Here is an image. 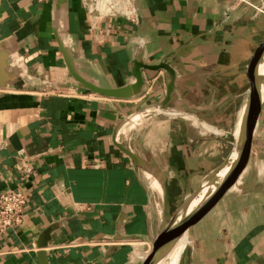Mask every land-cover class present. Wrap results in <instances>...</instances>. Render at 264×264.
<instances>
[{
  "label": "crops",
  "instance_id": "crops-1",
  "mask_svg": "<svg viewBox=\"0 0 264 264\" xmlns=\"http://www.w3.org/2000/svg\"><path fill=\"white\" fill-rule=\"evenodd\" d=\"M235 2L135 0L136 21L92 28L83 0H0V192L26 197L22 223L0 233V264L146 263L158 196L116 142L167 173L173 211L225 159L264 59V13ZM60 39L102 87L128 83L135 60L169 63V105L164 69L143 72L138 96L80 87ZM181 241L180 264H264V104L247 166L198 202Z\"/></svg>",
  "mask_w": 264,
  "mask_h": 264
},
{
  "label": "water",
  "instance_id": "water-1",
  "mask_svg": "<svg viewBox=\"0 0 264 264\" xmlns=\"http://www.w3.org/2000/svg\"><path fill=\"white\" fill-rule=\"evenodd\" d=\"M67 0H56L60 8H65ZM61 50L67 66L79 82L80 87L108 97L127 98L142 94L145 88L144 71L164 69L167 73V97L161 106H168L170 94L175 87L176 73L169 63L162 61L157 64H146L135 60L131 69L132 76L128 83L120 87H102L93 81L84 79L76 70L69 48L60 39ZM264 104V59L261 68L253 77L249 90L231 132L233 141L225 159L204 176L196 189L184 197L173 211L170 201L168 175L157 164L146 159L141 153L132 149L128 143L116 142L117 146L126 153L144 174L152 191H155L160 205L161 230L152 243L150 254L145 264H180L182 247L179 249L181 238L187 229L191 214L201 200L209 197L225 186L235 183L241 172L247 166L252 147L254 127ZM168 114L178 115V112ZM129 119V117H128ZM127 120V119H126ZM178 249V250H177ZM178 251L173 261L170 256Z\"/></svg>",
  "mask_w": 264,
  "mask_h": 264
},
{
  "label": "built area",
  "instance_id": "built-area-1",
  "mask_svg": "<svg viewBox=\"0 0 264 264\" xmlns=\"http://www.w3.org/2000/svg\"><path fill=\"white\" fill-rule=\"evenodd\" d=\"M264 2V1H263ZM245 3L264 13V5L259 6L250 0H236L235 4ZM90 26H96L98 19L105 17L125 18L136 21L139 17L135 0H83ZM26 197L19 188L0 192V233L19 226L24 217ZM79 212L91 209L90 205H78ZM143 258L142 254L138 255Z\"/></svg>",
  "mask_w": 264,
  "mask_h": 264
},
{
  "label": "bare ground",
  "instance_id": "bare-ground-1",
  "mask_svg": "<svg viewBox=\"0 0 264 264\" xmlns=\"http://www.w3.org/2000/svg\"><path fill=\"white\" fill-rule=\"evenodd\" d=\"M171 112H175V110H171ZM183 246V241H181L180 245H179V249H181V247ZM178 250V249H177ZM178 254V251H174L173 254L170 256V258L172 259V256H173V260H172V263L173 261L176 259V256Z\"/></svg>",
  "mask_w": 264,
  "mask_h": 264
},
{
  "label": "rangeland",
  "instance_id": "rangeland-1",
  "mask_svg": "<svg viewBox=\"0 0 264 264\" xmlns=\"http://www.w3.org/2000/svg\"><path fill=\"white\" fill-rule=\"evenodd\" d=\"M170 116H177V115H174V114L171 115V114H170ZM173 252H174V251H173Z\"/></svg>",
  "mask_w": 264,
  "mask_h": 264
}]
</instances>
